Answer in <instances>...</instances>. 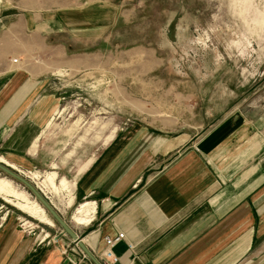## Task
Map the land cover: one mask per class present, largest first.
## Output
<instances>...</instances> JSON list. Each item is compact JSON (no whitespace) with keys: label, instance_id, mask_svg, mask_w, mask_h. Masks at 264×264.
Instances as JSON below:
<instances>
[{"label":"crops","instance_id":"crops-1","mask_svg":"<svg viewBox=\"0 0 264 264\" xmlns=\"http://www.w3.org/2000/svg\"><path fill=\"white\" fill-rule=\"evenodd\" d=\"M20 1L0 0V156L39 171L38 138L50 124L43 85L55 67L49 70L46 42L34 40L65 31L68 16L38 4L29 14L14 11L33 4ZM84 12L78 25H88L74 27V33L107 25L108 9ZM17 34L30 49L40 47L39 54L21 55ZM258 128L239 110L197 140L155 131L135 134L129 127L97 157L81 162L73 178L59 174L55 162L42 172L50 173L48 185L54 174L56 183L75 181L65 210L74 205L75 189L95 208L82 216L87 222L74 217L80 227L73 229L103 264H264V132ZM3 219L0 264H92L68 235L32 237ZM119 232L124 238L113 245L111 261L103 253L105 237Z\"/></svg>","mask_w":264,"mask_h":264},{"label":"rangeland","instance_id":"rangeland-1","mask_svg":"<svg viewBox=\"0 0 264 264\" xmlns=\"http://www.w3.org/2000/svg\"><path fill=\"white\" fill-rule=\"evenodd\" d=\"M32 3L13 9L29 14L38 4L40 10H65L68 16L65 31L50 34L48 40L43 34L34 40V44L46 42L49 70L55 67L43 85L49 95L50 124L42 128L38 138L39 171L17 167L5 159L64 211L60 212L72 227H80L74 217L90 216L95 208L89 203L78 214L86 201L75 189L74 205L65 210L63 204L73 200L75 181L56 183L54 174L48 185L45 180H50V173L42 171L50 169L53 162L59 174L73 178L81 162L97 157L129 127L135 134L155 131L162 136L189 135L197 140L224 116L238 110L264 132V0ZM87 8L96 12L108 9L107 25L76 34L74 27L88 25H78L77 18ZM7 21L9 18L2 20ZM17 37L21 55L39 54L40 47L30 49L25 38ZM56 37H60L59 42ZM0 196V219L10 218L17 230L28 231L32 237L47 232L49 239L56 232L66 235L56 222L54 226L43 223L6 201L4 197L15 203L36 199L1 172Z\"/></svg>","mask_w":264,"mask_h":264},{"label":"water","instance_id":"water-1","mask_svg":"<svg viewBox=\"0 0 264 264\" xmlns=\"http://www.w3.org/2000/svg\"><path fill=\"white\" fill-rule=\"evenodd\" d=\"M0 172L8 175L13 180L19 182L45 209L50 218L58 224L61 231L68 235L82 253L89 259L92 264H103L100 259L87 247L83 238H79L73 227L63 218L62 214L52 205V203L38 190L36 185L21 175L12 167L0 162Z\"/></svg>","mask_w":264,"mask_h":264},{"label":"bare ground","instance_id":"bare-ground-1","mask_svg":"<svg viewBox=\"0 0 264 264\" xmlns=\"http://www.w3.org/2000/svg\"><path fill=\"white\" fill-rule=\"evenodd\" d=\"M0 162L12 167L13 169H15L16 171H19V169H16L14 166L12 165H9L8 164V161L0 156ZM2 173V172H1ZM19 173L21 175H23L20 171ZM6 175V174H5ZM8 176V175H6ZM24 177H26L25 175H23ZM36 177V176H35ZM11 178V177H10ZM27 178V177H26ZM28 179V178H27ZM15 181V180H14ZM29 181H31L29 179ZM33 183V181H31ZM35 184V183H34ZM36 187L38 188L37 184H35ZM40 188V187H39ZM38 188V190L48 199V197ZM1 197V196H0ZM6 201L10 202V203H13L14 205H16L17 207H19L20 209L24 210L25 212L29 213L30 215H32L33 217L37 218L38 220L42 221L43 223H46L48 225H51V226H54L55 223L53 222V220L50 218V216L47 214V212L45 211V209L43 208V206L37 201V200H28L24 203L22 202H18V203H15V202H12V200L10 198H6ZM49 200V199H48ZM51 203L52 201L49 200ZM88 203H85L82 205V207L79 208V211H84L88 205ZM52 205L55 207V205L52 203ZM56 208V207H55ZM57 209V208H56ZM58 210V209H57ZM59 211V210H58ZM60 212V211H59ZM61 213V212H60ZM62 214V213H61ZM92 219V218H91ZM76 220L79 222V223H84L86 222L87 220H84L82 217H76Z\"/></svg>","mask_w":264,"mask_h":264},{"label":"built area","instance_id":"built-area-1","mask_svg":"<svg viewBox=\"0 0 264 264\" xmlns=\"http://www.w3.org/2000/svg\"><path fill=\"white\" fill-rule=\"evenodd\" d=\"M124 238V234L122 232L117 233L113 237H105V250H104V256L105 258H109L111 261H115L116 257L113 255V250L112 247L113 245L117 242L120 241L121 239ZM131 247V245H130Z\"/></svg>","mask_w":264,"mask_h":264}]
</instances>
